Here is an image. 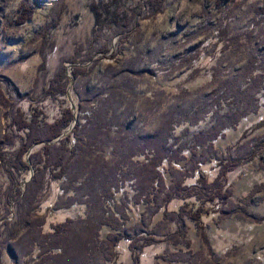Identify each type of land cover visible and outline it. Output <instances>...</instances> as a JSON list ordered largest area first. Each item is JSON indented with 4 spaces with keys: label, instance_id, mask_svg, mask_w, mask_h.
Returning <instances> with one entry per match:
<instances>
[{
    "label": "rangeland",
    "instance_id": "rangeland-1",
    "mask_svg": "<svg viewBox=\"0 0 264 264\" xmlns=\"http://www.w3.org/2000/svg\"><path fill=\"white\" fill-rule=\"evenodd\" d=\"M23 1L32 5L33 14L24 25H15ZM262 2L164 0L160 14L149 19L137 17L136 32L122 44L112 35L113 25L136 13L140 0L0 3L1 195L9 191L7 164L12 157L10 153L19 148L21 137L14 128L7 127L11 107L28 114L36 106L51 123L72 106L76 121L89 117L91 125L76 134V160L68 166L63 179H45V188L37 194L35 202V229L42 238L64 222L72 252L92 234L86 251L87 264H132L128 241L120 240L114 249L110 247L112 236L121 232L119 224L124 229L134 226L135 231L129 229L128 235L154 232L161 239L175 229V224L164 221L156 210L159 200H151L148 205L145 201L135 202V183L145 164L141 143L155 132L171 107L202 114L198 125L189 127L182 143L189 141L192 134L209 128L218 112L226 111L220 109L217 100L232 84L243 88L249 60L264 64V17L257 12ZM218 4H230L232 8L225 38L231 41L226 50L213 53L211 28L218 19ZM75 13L80 14L78 23L74 22ZM97 26L103 29L102 39L111 40L112 45L108 54L98 59L89 77L74 78L71 63H66L65 94L31 103L25 96L33 88L41 52L46 55L51 75L58 57L73 54L74 45ZM46 27L48 38L42 45L41 32ZM135 56H138L135 72H127L124 65ZM257 95L255 112L241 119L236 129H228L225 138L215 141L212 151L203 145L197 156L192 157L188 148L182 159L164 164L160 172L165 186L170 187L176 180L194 184V174L199 170L212 180L218 171L217 160L248 155L255 147L254 138L264 139V91ZM185 128H178L176 133ZM6 135L12 136L13 143L8 144ZM28 175L29 172L17 182L21 183ZM226 176L230 191L224 206L227 214L215 215L206 222L209 247L201 242L194 224L186 220L189 254L183 243L175 246L156 242L142 249L140 264H264V220H257L264 219V149H258L253 160ZM176 203L172 200L168 209ZM5 205L4 198L0 199V218L7 216L8 209L7 219L13 221L15 209ZM9 247L19 256L17 264H38L34 258L36 248L31 253L25 242L19 246L10 243ZM0 250V263L12 264L6 247ZM51 261L45 264H52Z\"/></svg>",
    "mask_w": 264,
    "mask_h": 264
},
{
    "label": "trees",
    "instance_id": "trees-1",
    "mask_svg": "<svg viewBox=\"0 0 264 264\" xmlns=\"http://www.w3.org/2000/svg\"><path fill=\"white\" fill-rule=\"evenodd\" d=\"M3 5L6 0H0ZM8 1V0H7ZM262 6L258 10V14L264 17V0ZM164 0H140V6L136 13L129 14L115 23L112 28V35L117 41L124 43L137 28V17L149 19L162 12L161 6ZM2 5V6H3ZM230 4L226 6L217 5L215 27L211 28L212 32V49L211 52L226 50L227 43L231 40L225 39L228 36V23L231 15ZM33 14L32 5L23 1L20 3L18 14L14 21L15 25H24L30 20ZM215 15V16H216ZM74 22L78 23L80 14L75 13ZM47 27L41 32V44L47 42ZM102 27L97 26L96 30L89 36H86L80 43L74 45V53L65 56H59L55 70L51 75L48 74V63L46 55L42 51L41 63L36 70V79L32 84V90L25 96L33 104L47 98H55L57 95H64L68 77L65 75L66 63L74 66L71 68V74L76 79L88 78L89 74L94 70L99 58L105 57L110 51L111 40H104L102 35ZM230 46V45H229ZM135 58L127 60L125 70L134 73L137 65ZM255 59L249 60L245 65L244 81L245 84L241 88L240 84H232L229 86L224 96H220L217 100L221 110L226 108L224 113L218 112L214 123L209 128L192 134L190 140L182 143L183 137L188 135L189 127L197 126L200 122L202 114L200 111L183 110L171 107L168 109L160 121L158 128L153 134H149L141 143V157L144 159V168L139 172L137 183V196L135 202L138 204L145 201L148 205L151 200H159L157 211H160L164 221L173 222L174 230L167 233L164 238H156V233H132L128 235L129 229L134 230V226L123 228L121 224L117 228L121 230L119 234L112 236L113 241L110 247L114 249L120 240L128 241V248L131 254L132 264H140V252L145 246H151L156 242L162 244L172 243L175 246L184 244L189 249L191 243L187 235L186 220L194 224L201 238V242L209 247L208 236L206 230V222L211 220L215 215L217 217L227 214L224 209L226 200L230 196L227 189V176L230 171L235 170L254 159L258 149H264V139L254 138L255 147L248 155L240 154L239 157H228L226 160H217L218 171L214 174L212 180L201 170L196 172L195 183H186L174 181L170 187L165 186L164 178L160 172L162 166L168 163H176L184 157L183 152L190 149L192 157L197 156V151L203 145L209 150H213L215 141L219 138H225V132L228 129H236L241 119L254 113L257 106L258 93L264 91V64L259 63ZM238 82V81H237ZM9 123L7 127H12L21 135L18 137L19 148L14 150L7 164L6 173L9 174V191L4 195L0 193V199L5 200V206L15 209L16 219L9 221L10 211L7 209V216L0 218V249L8 250L12 264H17L19 256L9 247L10 243L16 246L24 243L28 247V251L33 253L34 248L37 253L34 258L38 264H45L50 259L52 264H87L86 251L88 249L91 235L82 242L74 252H72V241L67 239V225L62 222L55 225L51 231L40 237L39 230H36V211L34 210L37 194L45 188V179L50 177L51 180H62L67 173V168L76 160L77 143L75 141L76 134L80 129L87 128L91 125V119L86 117V121L78 122L72 127V131L67 133L64 138L57 142L41 146L35 152L29 155V162L25 160V151L38 142L49 143L53 138L59 137L75 120L71 109L65 108L58 119L47 122L42 110L32 107L28 114L20 111V109L11 107L8 113ZM83 115V114H81ZM182 126H187L179 134L176 130ZM8 144L13 143L12 136H4ZM3 159V158H1ZM33 170L31 178L24 182V186L17 180L23 178V175ZM194 171V170H193ZM187 173V175H191ZM186 176V175H185ZM1 187V186H0ZM159 198V199H158ZM176 201L175 207L168 209L171 201ZM253 219H257L250 216ZM263 221L264 219H257ZM106 223V222H105ZM1 228H3L1 230ZM52 250L55 251L52 254ZM0 250V257H1ZM1 264V263H0Z\"/></svg>",
    "mask_w": 264,
    "mask_h": 264
},
{
    "label": "water",
    "instance_id": "water-1",
    "mask_svg": "<svg viewBox=\"0 0 264 264\" xmlns=\"http://www.w3.org/2000/svg\"><path fill=\"white\" fill-rule=\"evenodd\" d=\"M71 66H74V65L71 64ZM71 111H72V113H73V115H74V109H73L72 106H71ZM75 123H76V117H75V120L73 121V123H72L71 125H68V127L65 128L64 132H63L59 137H57V138H53L52 140H50L49 143H46V142H43V143H42V142H38V143H36L35 145L30 146V147L28 148V150L25 151V154H24V155H25V160L29 162V155H30L31 153L35 152V151H36L37 149H39L41 146L43 147V146H45V145H48V144L53 143V142H57L58 140L64 138V136H65L67 133H69V132L72 131L71 129H72V127L75 125ZM32 174H33V171H32V169H31V170L29 171V175H28V177L24 178L23 181H26V180H28L29 178H31ZM21 186H22V187L24 186V182L21 183Z\"/></svg>",
    "mask_w": 264,
    "mask_h": 264
}]
</instances>
